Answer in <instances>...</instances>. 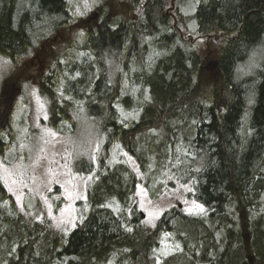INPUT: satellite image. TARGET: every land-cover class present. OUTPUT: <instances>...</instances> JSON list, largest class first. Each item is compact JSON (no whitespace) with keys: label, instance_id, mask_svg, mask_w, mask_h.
<instances>
[{"label":"trees","instance_id":"trees-1","mask_svg":"<svg viewBox=\"0 0 264 264\" xmlns=\"http://www.w3.org/2000/svg\"><path fill=\"white\" fill-rule=\"evenodd\" d=\"M197 3L189 18L193 31L175 30L164 5L151 0L140 23L125 29L105 23L86 34L94 67L80 66V81L71 78L69 62L45 72L39 93L48 105V125L64 132V123L76 126L81 109L96 107L90 118L103 144L86 197L76 205L75 226L66 234L41 238L39 224L28 222L0 184V264H170L181 256L190 264H249L248 256L252 264H264V0ZM72 18L66 0H0V58L25 56L38 43L45 51L48 35ZM164 29L171 32L155 38ZM145 36L162 42L151 47L142 42ZM190 39H206L212 46L208 55L216 64L209 75L203 67L208 52L202 57ZM154 44L164 57L150 65L145 56ZM131 56L139 62L134 74L126 69ZM159 63H164L161 72ZM123 110L137 115L123 116ZM8 114L0 150L15 136ZM174 117L201 122L194 153L182 151L177 161L184 182L197 177L192 197L205 210L189 217L208 231L201 250H189L162 218L139 225L136 184L131 180L117 188L120 179L110 163L114 148L143 163L132 145L141 133L156 136L159 149L172 148ZM75 164L83 173L92 166L83 157Z\"/></svg>","mask_w":264,"mask_h":264},{"label":"rangeland","instance_id":"rangeland-1","mask_svg":"<svg viewBox=\"0 0 264 264\" xmlns=\"http://www.w3.org/2000/svg\"><path fill=\"white\" fill-rule=\"evenodd\" d=\"M148 1L151 0H140L134 7H130V0H66L73 18L64 28L60 29V32L48 35L44 44L45 51L38 43L34 50L25 56H17L14 60L0 58V131H2L5 125L4 119L10 111L8 115L12 114L14 128L12 133L15 135L9 147L4 146L0 150V184L11 195L17 208L25 214L28 222L39 224L38 233L41 238H50L49 236L53 232L54 235L66 234L73 227L64 221L68 220L70 216L76 217V205L86 197V187L92 177L91 173L94 172L97 165L98 153L103 140L99 134V128H95L96 126L92 124L90 118L92 114L96 113V107L80 110L74 128L72 123H64L62 126L64 132L52 129L47 123L48 105L39 93V82L51 67L54 66L53 68L57 70L56 65L66 62L70 63L68 71L72 75L71 78H75L76 82L80 81L79 67L89 66V69L94 67L93 57L84 46L86 34L91 29L100 28L105 23L112 24H109L110 27H113V24L117 27L121 23L131 26L134 21L137 24L140 23L139 20L144 15L143 11L147 8ZM152 1H160L164 5V10L168 13L169 24L170 26L175 25V30L183 31L187 28H190L191 31L194 30L193 21L189 18L194 12L198 0ZM95 11L99 12L98 17H92V13ZM88 18V22H85L84 20ZM162 28L160 26V29ZM162 32L155 38H163L171 31L164 29ZM190 33L192 32L189 31ZM153 39V36H145L142 42L149 43L151 47L153 43L160 42L158 44L160 45L162 42H156L157 40ZM191 42L193 49L202 57L208 52L203 67L206 73L204 76L209 75L212 71L210 68L212 64L209 63L213 60L209 56L212 46L206 39ZM126 44L125 41L124 45ZM130 44L131 40L128 41V46L125 48L129 49ZM38 54L39 56L36 58ZM163 57V52L154 44V48H151V51L145 56V60L153 65L154 60L158 62ZM55 58L57 59L55 60ZM128 59L130 61L126 66L127 72L134 74L139 68V62L135 61L132 56ZM3 61H7V64H4ZM163 66L164 63L159 65L160 72ZM252 67H255V64L250 65L249 69ZM114 69L119 70L118 64L114 66ZM91 70L88 72L92 73ZM60 82V90L64 91L62 88H64L65 80L61 79ZM127 115L134 117L137 113L127 114L123 110V116ZM207 119L206 116L205 120L208 121ZM200 123L199 120L189 117H174L171 123L175 135L172 148L164 146L159 149L156 136L147 137L141 133L138 139L132 143L134 149L138 150L137 153L143 159L141 164L128 153L115 148L110 154V163L114 164L116 175L120 179V185H117V188L130 184L131 180H134L136 184L135 195L139 218L137 223L153 225L160 218L169 221L187 243L189 250L203 249L206 243V240L203 239L208 231L204 227H197L190 221L189 216L194 217L201 212L196 207L199 203L192 197V187L197 177L187 183L188 187L192 189L191 192L181 188V185L186 182L179 175L177 161L181 157L182 151L194 153V139L197 126ZM83 125H86L90 130L94 129L98 136L90 152L77 153L75 144L66 142V139L74 142L82 134ZM49 130L55 133V136L46 134ZM21 144L26 147L21 148ZM81 157L92 165L88 166L91 168L89 173L77 171L75 163ZM49 169H52L56 174L55 179L52 178ZM49 179H53L51 191H47L44 187V182ZM66 189L71 190V197ZM149 201L152 203L149 204ZM26 205L29 211L25 207ZM69 205L71 208L68 207ZM153 205H163L164 211L158 217L149 215V212L155 211ZM73 209L75 212L72 211ZM141 213L144 214L143 218ZM125 217L126 215L122 218ZM112 223L115 224L116 221L113 220ZM41 226L46 229H42ZM65 229L67 230L65 231ZM162 238L164 237L162 236ZM246 240L248 239L246 238ZM0 255V259L3 258L4 255L1 251ZM170 264L190 263L185 256H181L174 257Z\"/></svg>","mask_w":264,"mask_h":264},{"label":"snow or ice","instance_id":"snow-or-ice-1","mask_svg":"<svg viewBox=\"0 0 264 264\" xmlns=\"http://www.w3.org/2000/svg\"><path fill=\"white\" fill-rule=\"evenodd\" d=\"M3 63L4 64H7V61H3ZM81 111H83V109H81ZM79 118V117H78ZM46 134H48V135H52V136H55V133H52V132H50V130L46 133ZM20 147L21 148H24V147H26L24 144H21L20 145ZM98 147V146H97ZM117 147H119L118 145H117ZM42 150V149H41ZM126 155V154H125ZM49 173L51 174V176H52V178L53 179H55V173L52 171V169H49ZM53 179H49V180H47L46 182H44V187H45V189L47 190V191H51V183L53 182ZM57 183L59 182L58 180L56 181ZM13 183H15V181H13ZM63 186V185H62ZM181 188H183V189H185L186 191H189V192H191L192 191V189L190 188V187H188V184L187 183H185V184H182L181 185ZM66 191L68 192V195L71 197L72 196V192H71V190L70 189H66ZM18 199H19V197H18ZM185 202H187V201H185ZM149 204H151L152 202L151 201H149L148 202ZM69 208H71V205H69L68 206ZM109 207H111V205H109ZM141 207L143 208V205H141ZM196 207L201 211V212H203L205 209H204V207H203V205H200V204H197L196 205ZM153 208H154V210L155 211H153V212H149V215L150 216H156V217H158L159 215H161L162 213H163V211H164V209H163V205H153ZM62 212H63V210H61ZM73 212H75V209H73L72 210ZM131 211V210H130ZM80 219H83V217L81 216V217H79ZM75 219H76V217H74V216H70V218L68 219V220H66V221H64V223H66V224H71L73 227L75 226ZM67 229H65V231H66Z\"/></svg>","mask_w":264,"mask_h":264},{"label":"clouds","instance_id":"clouds-1","mask_svg":"<svg viewBox=\"0 0 264 264\" xmlns=\"http://www.w3.org/2000/svg\"><path fill=\"white\" fill-rule=\"evenodd\" d=\"M82 129V134L74 142L66 139V142L75 144L77 153L90 152L98 136L94 129L90 130L86 125Z\"/></svg>","mask_w":264,"mask_h":264},{"label":"flooded vegetation","instance_id":"flooded-vegetation-1","mask_svg":"<svg viewBox=\"0 0 264 264\" xmlns=\"http://www.w3.org/2000/svg\"><path fill=\"white\" fill-rule=\"evenodd\" d=\"M93 15H92V17H98L99 16V12H94V13H92ZM136 17V16H135ZM135 17H134V19H135ZM88 20H89V18L88 19H86V20H84L85 22H88ZM84 22V23H85ZM120 27H122V28H128V27H130V26H128L126 23H121V25H119ZM114 27H116V26H114ZM99 30V27H97V28H93V29H91L89 32H91V31H93V32H96V31H98ZM88 32V33H89ZM87 33V34H88ZM38 56H39V54L38 55H36V58H38ZM212 66H214V65H212ZM212 66H210V68H212Z\"/></svg>","mask_w":264,"mask_h":264},{"label":"water","instance_id":"water-1","mask_svg":"<svg viewBox=\"0 0 264 264\" xmlns=\"http://www.w3.org/2000/svg\"><path fill=\"white\" fill-rule=\"evenodd\" d=\"M209 63L212 64V65H215L216 64V62L214 60L210 61ZM141 217H144V215L141 214ZM243 238H245V239L247 238L248 239V236L247 235H244ZM247 259H248L249 264H252V258L250 256H248Z\"/></svg>","mask_w":264,"mask_h":264},{"label":"bare ground","instance_id":"bare-ground-1","mask_svg":"<svg viewBox=\"0 0 264 264\" xmlns=\"http://www.w3.org/2000/svg\"><path fill=\"white\" fill-rule=\"evenodd\" d=\"M175 26V25H174Z\"/></svg>","mask_w":264,"mask_h":264}]
</instances>
